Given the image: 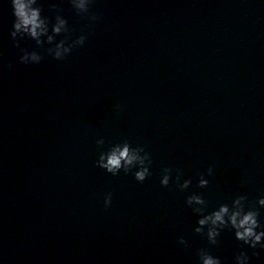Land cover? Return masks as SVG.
<instances>
[{"label":"clouds","instance_id":"9594fccd","mask_svg":"<svg viewBox=\"0 0 264 264\" xmlns=\"http://www.w3.org/2000/svg\"><path fill=\"white\" fill-rule=\"evenodd\" d=\"M14 17L10 37L19 49V62L25 65L40 64L46 56L57 61L65 60L74 49L83 47L89 34H81L73 39V29L69 28L68 20L62 15L63 10L57 6L56 0H50L49 9L55 12L54 17L43 14L42 0H10ZM75 13L88 21L89 26L102 20V16L92 13L91 6L95 0H68ZM57 37H61L57 40ZM30 39L35 42L36 49L29 50L20 46L21 41ZM11 68V64L8 65ZM114 111L119 113L122 106L116 104ZM98 157L95 166L105 170L112 176L121 172L132 174L138 183H143L151 173L153 163L152 154L147 145L133 144L128 139L112 143L104 150L103 138L96 140ZM213 167L207 173H200L197 188L204 189L209 185L205 175L212 176ZM184 173L180 168L165 166L162 170L160 184L169 187L172 182L181 192L189 189L192 179H183ZM105 209L112 204V193L104 195ZM185 204L198 217L193 231L207 241L206 247L196 250V264H222L221 258L212 254L213 248L220 244L219 237L224 230L232 231L235 240L242 246L252 249V256H258L256 249H264V222L261 221V209L264 208V197L255 201L249 200L247 195L237 194L230 202L220 203L209 210V202L202 193L193 191L185 197ZM178 243L188 247V242L180 237ZM235 264H249L250 256L241 250L235 255Z\"/></svg>","mask_w":264,"mask_h":264}]
</instances>
